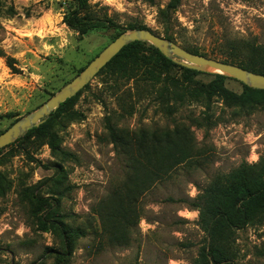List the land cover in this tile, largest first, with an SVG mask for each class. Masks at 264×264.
Wrapping results in <instances>:
<instances>
[{
    "label": "rangeland",
    "instance_id": "obj_1",
    "mask_svg": "<svg viewBox=\"0 0 264 264\" xmlns=\"http://www.w3.org/2000/svg\"><path fill=\"white\" fill-rule=\"evenodd\" d=\"M67 1L0 0V50L14 59L16 69L13 73L0 58L1 132L44 104L111 43V32L80 36L63 24L61 5ZM168 1L89 3L121 31L134 25L160 37L167 32L181 48L208 56L228 54L232 44L264 47V0H181L167 28L157 13ZM201 73L195 81L204 84L215 72ZM171 77L179 73L172 70L160 84L141 77H95L72 111L51 120L60 148L71 154L67 160H56L47 145L22 144L20 137L0 151V264L193 263L205 235L191 203L214 179L264 157V102L244 108L218 99L177 103L165 90ZM225 87L242 92L231 78ZM108 125L131 135L184 131L190 139V158L139 198L126 244L109 243L97 215L127 172L125 158L107 139ZM52 163L60 165L58 173L49 168ZM39 197L85 233L70 256L63 258L60 239L41 229ZM233 247L234 264H264V224L237 231Z\"/></svg>",
    "mask_w": 264,
    "mask_h": 264
},
{
    "label": "trees",
    "instance_id": "obj_2",
    "mask_svg": "<svg viewBox=\"0 0 264 264\" xmlns=\"http://www.w3.org/2000/svg\"><path fill=\"white\" fill-rule=\"evenodd\" d=\"M145 1L152 3V0ZM180 1L169 0L163 9L158 10L157 18L161 25L167 28L171 26V15L179 7ZM61 6L64 10L63 24L80 36L93 32H111L112 42L124 32L111 20L98 17L89 0H70ZM131 29L149 30L145 26L134 25H130L127 30ZM163 38L173 41L167 32ZM184 50L264 75V47L241 48L232 44L228 54L219 53L215 56H208L194 48ZM0 58H5L7 67L16 73L14 59L7 57L2 50ZM83 69L84 67L78 73ZM172 70H176L179 77L168 78L165 90L168 98L177 103H183L186 99L206 102L218 99L229 106L244 108L264 102V90L241 84L242 92L233 93L225 87L226 80L230 78L221 74H210L212 80L199 84L195 78L203 73L167 59L152 45L142 41H135L123 47L95 77L108 76L126 81L141 77L153 84H160ZM81 91L67 99L42 124L27 131L18 141L22 144L38 142L39 145H47L56 160L69 159L71 154L60 148L59 138L53 131L51 120L57 115L72 111ZM8 116L12 117H6ZM107 129V139L116 154L125 158L127 172L120 187L111 194L108 204L99 207L103 210L98 211L97 215L109 243L126 244L131 213L135 214V205L139 198L160 181L162 176L169 174L190 158V139L184 131L177 130L157 136L155 133L145 132L131 135L117 130L112 125H108ZM6 148L8 146L0 151ZM49 168H54L55 173H58L60 165L52 163ZM2 180L4 179H0V187L4 186ZM38 199L44 205V209L38 210L44 212L39 219L41 229L60 239L59 254L63 258L70 256L75 249L76 240L84 237L85 233L68 225L57 205L50 204L47 198ZM191 206L198 212L197 223L205 235V242L199 248L192 264H234L237 257L233 247L236 232L248 226L264 224V157L253 164L242 162L224 177L214 179L199 191ZM47 252L52 250L48 249Z\"/></svg>",
    "mask_w": 264,
    "mask_h": 264
},
{
    "label": "water",
    "instance_id": "obj_3",
    "mask_svg": "<svg viewBox=\"0 0 264 264\" xmlns=\"http://www.w3.org/2000/svg\"><path fill=\"white\" fill-rule=\"evenodd\" d=\"M135 41L149 43L167 59H172L177 64L189 69L200 72L212 70L217 74L234 79L249 88L264 90V75L250 72L234 64L189 53L177 44L156 35L150 30L131 29L121 33L114 39L76 77L63 86L39 108L17 119L10 127L2 132L0 134V149L13 143L30 129L42 124L62 103L83 90L123 47Z\"/></svg>",
    "mask_w": 264,
    "mask_h": 264
}]
</instances>
